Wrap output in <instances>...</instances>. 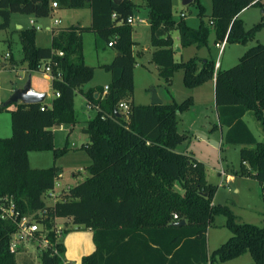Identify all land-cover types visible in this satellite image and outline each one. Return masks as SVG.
Listing matches in <instances>:
<instances>
[{
	"label": "trees",
	"instance_id": "16d2710c",
	"mask_svg": "<svg viewBox=\"0 0 264 264\" xmlns=\"http://www.w3.org/2000/svg\"><path fill=\"white\" fill-rule=\"evenodd\" d=\"M144 1L155 49L152 62L159 76L170 85L175 72L182 69L188 89L215 80L219 124L227 129L223 138L228 145L242 147L240 174L260 182L264 203V142L244 121L252 111L264 125V44L247 50L233 68L216 71L213 59L202 66L196 58L176 62L173 37L179 34L181 47L202 48L208 47L213 31L215 44H247L264 26V16L246 30L239 15L261 6V0H212L210 16L201 0H193L198 28L189 26L185 17L174 18L173 0ZM54 3L58 10H91L92 23L51 29L48 48L36 44L35 28L19 31L23 63L30 72H40L43 63L51 61L54 98L49 104L1 107L8 110L15 105L10 111L12 135L0 138V264H17L10 245L18 224L3 212L11 205L19 213L18 221L33 217L40 222L57 248V255L52 249L42 250L41 264H64L65 247L53 231L57 219H70L92 231L95 251L84 256L81 264H214L246 254L252 256L253 264H264V226L236 223L229 209L214 204L218 187L208 183L205 164L177 152L185 138L178 132L179 115L193 106L194 99L148 106L132 101L137 61L134 27L128 20L139 8L135 0H0V31L10 27L15 13L49 17ZM207 17L210 25L205 23ZM84 33H94L107 44L114 42L117 56L102 66L111 74L107 91L83 89L95 76V68L85 63ZM76 91L97 109L83 129L87 141L80 148L92 160L86 169L90 177L63 191L62 200L48 204L46 195L54 191L61 175L56 160L69 152L67 146L56 148L54 128L77 124ZM123 101L130 105L127 114L119 108ZM30 152H52L55 163L33 169ZM79 175L81 171L74 174ZM42 211L46 214L40 217ZM218 214L226 217L225 227L232 237L209 255L207 233ZM182 220L186 225L174 226Z\"/></svg>",
	"mask_w": 264,
	"mask_h": 264
},
{
	"label": "rangeland",
	"instance_id": "374dc122",
	"mask_svg": "<svg viewBox=\"0 0 264 264\" xmlns=\"http://www.w3.org/2000/svg\"><path fill=\"white\" fill-rule=\"evenodd\" d=\"M180 0L173 2V16L176 20L181 18V14L186 15L187 24L193 28H198L200 19L198 11L194 5L183 6ZM206 9L207 16L212 12V0H201ZM139 4V1H137ZM262 5L258 7H250L244 10L240 15L246 30L251 29L258 24L264 16V0ZM91 10H58L46 18L30 17L24 14H12L10 27L0 31V138H9L12 135L10 112L1 110L4 103H7L12 95L11 91L22 84L20 77L28 79V75L24 72L21 65L24 54L20 40L18 26H22L24 30L35 28L37 40L36 44L42 48L51 46V29H59L70 26H76L79 22L82 25L89 24V13ZM148 10L140 8L136 10L133 37L136 41L134 46V55L136 57L135 68V91L132 101L138 106L151 105L152 89H156L163 104H172L188 100L196 97L197 103L182 112L178 120V132L184 135L183 142L177 148L181 150H190L196 152V158L205 163L207 174L206 179L209 184L218 187L214 203L229 209L234 215L238 224H252L259 227L264 226V203L262 199L261 184L259 181L247 176H243V166L241 161V146L228 145L225 143L224 136L227 129L221 127L217 116L215 105L213 84L207 83L197 89H188L184 85V72L182 69L175 72L172 84L168 85L164 79L159 76L157 65L152 62V53L154 48L151 46V34L147 21ZM142 18L146 19V23L139 22ZM61 20L60 25H56L55 21ZM34 21L35 25L31 24ZM205 23L210 25L209 18H205ZM53 27V28H52ZM50 29V30H49ZM179 34L174 33V50L175 60L177 62H188L192 58H196L199 66L205 59H213L218 64V69L228 70L236 66L241 57L250 48L264 44V26L256 34L254 39L247 44H230L225 42L224 50L221 53L215 46V36L212 31L208 47L198 48L195 45L181 47L178 38ZM85 63L95 68V76L91 83L103 82L110 78L111 74L100 66L105 63H111L113 59L114 49L93 33L83 34ZM149 46V49L147 47ZM180 49V51H178ZM6 54L10 56L6 58ZM46 65V62L43 63ZM103 66V65H102ZM89 84L85 85L87 87ZM49 104V101H45ZM74 107L77 112V124L71 128L69 125H63L62 128H54V138L56 148L69 147V152L56 160V165L61 168V178L57 179L54 191L49 194H55L57 197L68 189L81 183L85 178L90 177L86 170L92 163L89 155L80 150L85 142L83 129L87 127V115L96 116V111H88V104L79 91H76L74 99ZM244 121L247 123L256 139L264 142V125L258 121L252 111L248 112ZM192 125L193 130H190ZM73 147H78L71 149ZM189 148V149H187ZM30 165L33 169H46L55 163L54 154L52 152H30ZM81 171V175L74 176L75 173ZM226 173L234 177L233 182L227 184L221 179L220 173ZM46 195L45 201L51 204L54 197ZM57 224L62 228L61 240L65 239L66 257L69 260L77 258L83 242L80 241L79 233H90L89 229L78 227L72 223L70 219H59ZM226 217L223 214L215 216V220L208 229L210 237L209 249L211 252L218 249L222 244L227 242L232 233L225 227ZM89 231V232H88ZM91 241L93 242V236ZM76 250H79L78 252ZM22 249L17 253V264H25L23 261ZM34 261L32 264H41V249L32 248ZM65 258V257H64ZM245 261L253 260L250 254L241 258ZM78 260V259H77ZM65 262V261H64ZM81 262V261H80Z\"/></svg>",
	"mask_w": 264,
	"mask_h": 264
},
{
	"label": "crops",
	"instance_id": "0c3cea01",
	"mask_svg": "<svg viewBox=\"0 0 264 264\" xmlns=\"http://www.w3.org/2000/svg\"><path fill=\"white\" fill-rule=\"evenodd\" d=\"M137 1H139V4L137 3ZM135 2L137 3V5H138V7H140V8H146L147 10H148V14H147V17L149 16V9L147 8V6H146V4H145V1L144 0H135ZM173 2H174V0H173ZM180 2H181V4H182V0H180ZM179 2V3H180ZM139 9V8H138ZM90 15V19H89V24L88 25H82V24H80V22L76 25V27H78V26H81V27H88V26H90L91 25V23H92V13L90 12L89 13ZM30 17H32V16H30ZM186 17V16H185ZM136 19V15L134 16V20ZM147 21H148V18H147ZM139 22H141L142 24H145L146 23V19L145 18H142L141 20H139ZM148 24H149V21H148ZM134 27V26H133ZM53 28V27H52ZM66 28V27H65ZM149 28H150V24H149ZM18 29L19 30H21V29H23V27L22 26H18ZM54 29V28H53ZM50 30V29H49ZM94 34V33H93ZM49 35H51L50 34V31H49ZM173 37H174V35H173ZM178 38H179V36H178ZM133 40H134V37H133ZM134 42L136 43V41L134 40ZM174 44H175V40H174ZM196 46V45H195ZM112 48V47H111ZM113 49V48H112ZM147 49H149V46L147 47ZM113 58H111V59H113L114 60V58L117 56V53H116V51L114 50V53H113ZM113 60H112V62H113ZM207 59H205L204 61H203V63L206 61ZM177 62V61H176ZM202 63V64H203ZM109 63H105V64H102V65H108ZM201 64V65H202ZM22 66H23V68H24V72L28 75V78L30 77L31 78V81H32V87H33V89L35 90V91H37V92H39V93H45L46 95H47V97H46V100L45 101H49V103H51V101L53 100V98H54V93H53V90H52V77L51 76H49L48 74H45V73H43L42 71H40V72H30L29 70H28V68H27V65L26 64H24L23 62H22V64H21ZM102 65L100 66L101 68H102ZM134 77H135V74H134ZM135 79V78H134ZM19 80L20 81H22V84H20V85H17L12 91H11V93L13 94V92H14V90L16 89V88H20V87H23V85L26 83V81L28 80H26V78H22V77H20L19 78ZM93 81V80H92ZM91 83L92 82H90L89 83V85L87 86V87H83V89L84 90H88V89H90V88H95V87H103L104 89H105V91H106V87H108L109 86V84L111 83V76H110V78H108V79H106V80H104L103 82H94V84H92L91 85ZM210 84H213V86H215V80L214 81H212V82H209ZM206 85V84H205ZM204 86V85H203ZM198 88H200V87H198ZM215 88V87H214ZM197 89V88H196ZM80 92V91H79ZM82 95V94H81ZM214 96H215V89H214ZM84 98V97H83ZM85 99V98H84ZM193 99H194V103H197V98L196 97H193ZM85 101H86V103L88 104V111H89V103L87 102V100L85 99ZM4 105V104H3ZM15 109V105H13V106H11L9 109H8V112H10V111H12V110H14ZM92 110H94V111H96L97 112V109L95 108V107H93V108H91ZM90 109V110H91ZM217 116H218V114H217ZM90 118H92V116L91 115H87V121L90 119ZM10 121H11V113H10ZM60 128H62V126H60ZM72 128V127H71ZM190 130H193V132H194V128H192V125H190ZM84 137H85V142L87 141V136L86 135H84ZM83 145V144H82ZM68 147V146H67ZM179 147V146H178ZM69 148V147H68ZM71 148V147H70ZM74 148H78V147H73V148H71V149H74ZM187 149H189V148H187ZM188 150H181V152L177 149V152H179V153H183V154H187V155H190V156H192V157H194L197 161H199V162H202L201 160H199L198 158H196V152H194V151H192V150H190L191 151V153H188L187 152ZM202 163H204V162H202ZM205 164V163H204ZM222 173H224L225 174V177H227L228 176V184H230L231 182H233V180H234V177L232 176V175H230V174H228V173H226L225 171H221V173H220V176L222 177ZM62 175V174H61ZM61 175H60V178H61ZM215 204V203H214ZM86 231H87V229H86ZM90 231V233H88V235L87 234H84V233H79L80 235H81V239H80V241H82L83 242V245H82V247H81V250H80V252H78L79 250H76L78 253H77V258L76 259H74V260H69L67 257H66V255H67V253H66V250H65V255H64V263L65 264H81V260H82V258L84 257V256H86V255H89V254H91V253H93L94 251H95V245H94V242H92L91 241V239H92V236H93V233H92V231L91 230H89ZM88 231V232H89ZM62 239V238H61ZM66 239V238H65ZM65 239H64V241H62V243H63V245H64V247H65ZM209 241H210V237H209V234L207 233V250H208V254L210 255L212 252L210 251V249H209ZM32 248H35L34 246H31L30 248L29 247H26V248H24L25 249V252L24 253H22V255H23V262L25 263V264H32V262L34 261V258H33V253L31 252V249ZM66 249V248H65ZM244 256H246V255H244ZM244 256H241V257H239V258H237V259H235V260H232V261H230V262H227V263H214V264H253V260H250V261H245L244 262V260H242L241 258L242 257H244ZM78 259V260H77ZM211 264V263H210Z\"/></svg>",
	"mask_w": 264,
	"mask_h": 264
},
{
	"label": "built area",
	"instance_id": "2783aa9c",
	"mask_svg": "<svg viewBox=\"0 0 264 264\" xmlns=\"http://www.w3.org/2000/svg\"><path fill=\"white\" fill-rule=\"evenodd\" d=\"M53 8H57V4H53ZM186 15L181 14V17H185ZM113 18H116V15H113ZM128 23L133 25L135 23L134 17L129 18ZM31 24L34 26L35 23L34 21H31ZM56 25L61 24V20H56L55 21ZM225 42L221 43H216L215 46L220 50L222 53L224 50ZM113 41L108 44L109 47H113ZM59 56H63V53H58ZM10 55L6 54V58H8ZM46 65L42 66L41 71L45 74H48L49 76L52 77L53 75L51 73V61L46 62ZM218 70V64L216 66V71ZM108 90V87H106V91ZM56 97H59V93L56 94ZM94 106L89 104V109L93 108ZM119 108L124 112V113H129L130 111V105L123 101L120 103ZM44 110V109H42ZM221 179L225 180L226 183L228 184V176L225 177V174L222 173ZM50 193V192H49ZM48 193V194H49ZM47 194V195H48ZM50 197H54V201L52 204L58 202L59 200H62V198L57 197L55 194H49ZM4 212V217H8L13 219L15 222L18 224V230L17 232L13 235L12 240H11V245H10V250L12 253H19L22 249L26 247H31L34 246L35 248H40L42 250H47V249H52L53 254L57 255L59 252L57 248H54L53 245L51 244V240L48 238V231L43 230L42 225L40 222H38L35 218L33 217H27L23 218L20 221H18L19 213L15 212V209L13 205L9 207V209H3ZM46 214V211L39 212V216L43 217ZM174 218L177 219L178 216L174 215ZM59 220V219H57ZM57 220L55 223V226L53 228V231L55 232L57 236V241L61 239V234H62V228L60 227V224H57ZM38 234V235H37ZM65 264V263H64Z\"/></svg>",
	"mask_w": 264,
	"mask_h": 264
},
{
	"label": "water",
	"instance_id": "95a60500",
	"mask_svg": "<svg viewBox=\"0 0 264 264\" xmlns=\"http://www.w3.org/2000/svg\"><path fill=\"white\" fill-rule=\"evenodd\" d=\"M122 0H116L117 3H120ZM193 3V0H182L183 6H189ZM180 51V49H178ZM152 95H151V105H162L163 102L160 99L158 92L156 89H152ZM47 95L45 93H39L35 91L32 87V81L29 77L26 83L23 85V87L16 88L11 95L9 101L7 103H4V106L10 105V104H24V105H33V104H41L44 103L46 100ZM120 115V113H118ZM186 225V221L182 220L180 222L174 223V226L176 227H182Z\"/></svg>",
	"mask_w": 264,
	"mask_h": 264
}]
</instances>
